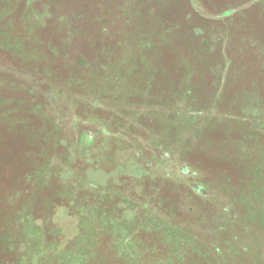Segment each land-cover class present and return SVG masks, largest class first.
I'll return each instance as SVG.
<instances>
[{
  "label": "rangeland",
  "instance_id": "1",
  "mask_svg": "<svg viewBox=\"0 0 264 264\" xmlns=\"http://www.w3.org/2000/svg\"><path fill=\"white\" fill-rule=\"evenodd\" d=\"M31 1L0 0V51L7 49L9 53L8 58L0 57V65L14 63L30 72L27 76L36 73L39 77L33 81L0 73V94L8 92L0 96V105L8 101L16 105L0 108V264H181L179 258L171 259L175 262L164 258L171 247L169 241H163L164 233H155L154 241L142 238L130 245L114 237L129 236L139 224L158 225L163 222L161 215L169 211L176 213L184 228L191 224V209L214 215L223 224L226 212H239L241 207L264 211V180L254 186L263 187L262 192L250 194L246 189L240 193L238 188L250 185V172L231 168L232 162L264 166V70L243 69L238 71L244 74L240 84L218 86L227 67L256 65L242 58L241 52L243 45L252 47L264 31V0H84L86 11L76 15L85 33L82 59L87 65L108 67L105 77L114 80L105 95L108 103L116 98L113 82L120 81L133 86L132 100L136 103L163 101L177 107L164 113L150 108L130 124V134L121 118L101 110L100 115L95 114L81 104H57L65 90L86 93L84 87H77L83 61L71 67L64 63L62 36L56 37L55 25L52 30L45 29L40 21V11L47 4L38 0L31 5ZM20 13L24 31H13L10 23ZM91 79L85 78V86L91 85ZM36 88L42 95L31 99ZM240 96L250 104L244 111L249 115L250 131L234 125L226 132L214 129L203 136L206 122L197 121L193 111L180 108L188 104L196 111L207 104L208 108L219 105L222 111L238 112L241 106L235 101ZM114 131L116 138L110 135ZM58 134L86 152L101 149L98 158L105 165L104 171H90V179L102 184L119 181L137 199L149 201L148 213L154 214L153 219L142 220L134 212L133 221L124 226L122 217H130L127 197L111 200L97 192L94 199L96 192L86 196L67 179L56 180L45 152L58 151L52 142ZM231 139L242 143L233 153L229 150ZM242 147L248 149L243 151ZM124 152L130 154L131 164L124 160ZM119 162L127 164L131 172ZM188 166L201 173V177L194 176L199 183L221 175L224 192L201 199L199 188H189L178 179ZM144 171L153 178L144 176ZM56 188L64 195L56 197ZM41 191L56 198L42 197ZM58 199L66 201L65 207L72 214L79 201H87L88 207L81 206L73 217L55 215L53 221L47 220L48 212L44 211ZM233 203L235 206L230 205ZM111 204L116 205L115 211ZM227 248L228 255L239 257L235 247L226 244L223 249ZM194 252L182 264H213L206 247ZM184 253L187 251L182 247L176 255Z\"/></svg>",
  "mask_w": 264,
  "mask_h": 264
},
{
  "label": "trees",
  "instance_id": "2",
  "mask_svg": "<svg viewBox=\"0 0 264 264\" xmlns=\"http://www.w3.org/2000/svg\"><path fill=\"white\" fill-rule=\"evenodd\" d=\"M37 1L38 0H32L30 4L35 5ZM42 1L47 5L46 9H43L44 11H40V13H43L40 21H42L45 29L52 30V26L55 25L54 30L57 34L56 37L58 35L62 36L63 40H61L63 41V44L61 45V47L65 51V53L62 55L64 57V63H67V65L71 67L72 65L76 66L79 61H83V64L80 65V68H82L80 69L82 79L78 82L79 85H77V87L81 89L82 87H84V91H86V93H81V91L78 93H68V90H65L62 98L57 103L59 106L81 104L84 108H86V110H91V112H94L98 115H100L98 110H101L103 113H108L110 115H113L114 117L125 120V124L123 126L126 132L129 134L130 130L128 132V129L130 127V124H135V118L144 115L145 111L147 112L150 108L160 113H164V111L166 110H176V106L167 105L163 101H151V103H149V101L142 100L141 103H136V101L132 100L134 91L133 86L120 81L113 82V86L115 87L114 96L116 98L114 99L113 103H108L105 95L109 94L106 92L110 90V87H112L111 81H114L112 79L108 80L107 77H105L108 67L101 64H97L95 66V64H90V62H88L89 65H87L86 61L82 59L81 53L83 45L85 46V44H83L85 33L84 28L81 24V19L78 20L76 15L77 13L79 15H82V12L86 11V2L84 0ZM22 16L23 13H20V16L14 19L12 21L13 23H10L13 31H24V29H22V23H20L23 22L22 20H20ZM30 29H32L30 30L32 33L34 25H32ZM8 54L9 53L7 52V49H2V51H0L1 58H8ZM108 59L109 57H107L105 61ZM15 66L16 65L14 63H2V65H0V73L9 72L17 74L16 76L20 75L30 78L33 81H37V79L39 78L36 73L31 74V76H27L30 75V72L28 73L27 71H23L19 67ZM243 69L248 68L240 67L237 69H228V72L233 71V73L231 74L230 72V74H228V72H226V75L219 79L218 86L222 87L224 85L232 83L240 84V81L244 79V74L238 71H241ZM85 71H87V73ZM90 77H92L91 85L85 86V78ZM95 85H97L98 88ZM1 91L3 90L1 89ZM41 92L42 91L37 88L34 89L31 94V99H37L41 97ZM6 94H8L7 91ZM6 94L3 93L0 94V96ZM217 102L220 104V100ZM235 102H238L241 106L238 112H233L229 109H225L224 111H222L221 108L218 107L219 105L216 107L214 106L208 108L207 104L205 107L197 109L196 111L192 110L191 105L188 104H185L184 106L182 104L180 108H182L183 112L193 111L196 114L195 118L197 121L204 120L206 122L207 126L202 130L203 136L211 134L214 129L220 130L222 128L226 132V129H228L229 127L233 129L234 125H236L237 127L240 126L246 131H250V128L252 127L248 122L249 115L247 113H244V111H247L249 109L250 104L248 103V101H245L243 96L238 97L237 101ZM13 104V101H8L5 104L2 103V105H0V108L6 105L12 107ZM13 107H16V105ZM161 115L158 116L161 117ZM262 116L264 117V112ZM109 117L113 118L112 116ZM130 118L133 119L130 120ZM227 132L230 133V131L228 130ZM60 135L58 134V138H55L56 141H52L53 143H55V148H57L58 151L53 152L52 150H50L49 152H45V155L47 156L45 161L50 166V169L53 170L51 175L56 180L67 179V181L71 182L74 187H78V189H81L83 193H86V196L91 195V192H96V194H94V199L97 197V192L106 194L107 197L111 200L112 198L114 199V196L123 195L127 197V202L129 203L130 209L126 210V213L129 214L130 217L129 219H126L124 216L122 217L121 220L123 221L124 226L127 225L128 222L133 221L134 212L137 213L138 217L142 220H145V218L153 219L154 214L148 213L149 201H141L137 199L135 195L131 194L132 191H130L128 187L122 188V185L119 181L111 184H102L99 181L90 179V171L95 172L97 170L99 173H102L104 171L103 168L105 165L98 158L101 149L97 148L92 152H86V149L82 150L76 143L68 138H63ZM110 135L116 138L118 136V133L114 131L111 132ZM129 136L132 137V135ZM231 141L232 145H230L229 150L230 153H233L234 151H237L238 145H242V143L240 141L239 143H237L235 139H231ZM126 143L130 145L132 144L131 141L127 139ZM247 149L248 148L244 147L241 148V150L243 151H246ZM131 150L132 148H129L128 152H131ZM123 156L124 160L126 159L130 161L128 164L132 163L129 153L124 152ZM210 156L217 157L215 153H211ZM83 160L85 162H83ZM118 165H120V167H126V169H128L127 171L131 172L128 166H126L127 164L119 162ZM231 165L232 170L236 171L240 169L243 173H246V171L250 172V185L246 188H238V191L240 193H244L243 191H245L246 189L250 194L251 192L255 193L263 191V187L254 188V186L257 185L256 181L260 184V181L264 180L263 165H257L248 162H232ZM82 166L84 170L88 169V171H82ZM65 172L67 176L64 177ZM143 175H147L151 179L153 178V174H149L146 171L143 172ZM194 176L201 177V173L197 169L192 170L191 166H188L186 167L185 171L183 170V172L180 173V177L178 179L182 180V182L187 183L189 188L191 186L199 188L200 191L198 190V195L201 197V199L205 200L206 195L208 196L212 193H215L216 191H218L219 193L224 192L225 186L221 183V181L219 182V180L221 179V175H218L215 179L207 180L203 183H199L200 179H195ZM230 178L234 179L233 176H230ZM206 186L210 187L207 190H204V187ZM63 192L64 191H62L61 189L56 188L54 195L56 197H61L64 195ZM40 195L42 197L47 196L48 199L52 201L56 198L51 196V193L48 195V191H44L43 193L41 191ZM38 200H42L40 196H38ZM54 202V205H52L49 209L50 212L49 210L44 211L48 212V215L46 217L47 220L52 219L53 221L55 219V215L73 217L75 215V211L78 210L81 206L85 207V209L88 207L87 201H79L78 203L74 204V214H72L69 209L65 207L66 201H61L60 199H58ZM69 203L70 205L68 204V206H71V202ZM230 205L235 206V203ZM116 208V205L111 204L112 211H115ZM87 210L91 211V208H88ZM193 210L194 209H191L188 212L190 213L188 214V218H190L188 219V224L190 222L191 224L189 225L191 227L187 226L184 228V225L178 222L179 220L176 213L174 214L169 211L166 212L164 216L163 214L161 215L163 222L159 221L158 225H155L154 223H148L144 225L139 224L135 227L134 230H132L129 236H115L114 238L116 240L122 241L123 243L126 242L127 245H130L134 241H138V239L142 238L150 239L152 237L151 241H154V237L164 233L165 238L163 241H169L171 246L169 247L170 252L164 255V258L170 259L168 262H175L171 259L176 260V258H179V260L176 261L180 262L181 264L184 262H188L189 259L185 258L190 257V252L195 255V249H199L200 246H202L211 251V254L213 256V264H264V255L262 254V250L264 249V211H252L249 206H245L241 207L239 212H226V214L225 212H222L223 214H225L226 218V221L223 224L221 222V219L214 217V215H207L206 213H203V211H200V209H197V212H194ZM18 217L20 218V215H18ZM144 222L145 221H143V223ZM155 233H157L158 235H155ZM153 235L155 236L153 237ZM207 241L209 242V247L208 245H206ZM225 243L230 245L231 247H235L237 250L235 254H238L239 257L234 258V255H228L229 249H223L226 245ZM191 245H193V247H191ZM182 247L185 248V251H187V253H184L182 257H177L178 255H176V252L182 250Z\"/></svg>",
  "mask_w": 264,
  "mask_h": 264
},
{
  "label": "crops",
  "instance_id": "3",
  "mask_svg": "<svg viewBox=\"0 0 264 264\" xmlns=\"http://www.w3.org/2000/svg\"><path fill=\"white\" fill-rule=\"evenodd\" d=\"M257 39H258V41H256L254 43V45H252V47H249L248 49H247L246 45H243V46L241 45L242 46L241 55L243 56L242 58H247V60L251 64H256L253 66H248L246 68L264 70V31L261 32V35ZM229 64H230V62H229ZM227 68L228 69H237L239 67L229 66Z\"/></svg>",
  "mask_w": 264,
  "mask_h": 264
}]
</instances>
